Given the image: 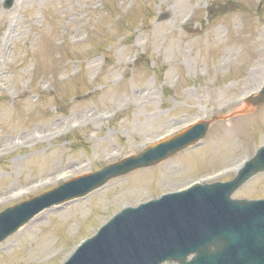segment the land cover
I'll list each match as a JSON object with an SVG mask.
<instances>
[{
  "label": "rangeland",
  "instance_id": "1",
  "mask_svg": "<svg viewBox=\"0 0 264 264\" xmlns=\"http://www.w3.org/2000/svg\"><path fill=\"white\" fill-rule=\"evenodd\" d=\"M233 1L244 9L205 21L212 0H14L10 10L0 0V210L51 188L59 176L45 175L59 164L73 165L69 177L136 153L179 123L242 108L264 82V0ZM249 110L212 124L200 146L45 210L2 243L0 264H58L82 235L71 234L78 220L94 226L236 163L245 146L264 140V105ZM74 129L76 144L59 138ZM247 184L233 196L264 195V174Z\"/></svg>",
  "mask_w": 264,
  "mask_h": 264
},
{
  "label": "water",
  "instance_id": "2",
  "mask_svg": "<svg viewBox=\"0 0 264 264\" xmlns=\"http://www.w3.org/2000/svg\"><path fill=\"white\" fill-rule=\"evenodd\" d=\"M259 101H261V100H258L257 102H259ZM184 144H185V142L180 144V146H183ZM145 155L147 157L148 156H153V157L150 158L153 161H158L160 158L163 157V153H161V152L156 153L154 150L152 152H147ZM138 162L140 164L146 163V161H142L141 158L138 159ZM126 218H127V216L121 217L116 222V224H118V225L122 224L125 221ZM247 230L250 231V232L253 231L252 228L249 227V226H247ZM186 232H187L188 237H189L191 242H196L198 240L199 241L202 240L203 241L202 244H205V245L212 244V246H215L217 249H219L221 245H228V240H227L228 235L227 234L224 236L222 233L216 232L214 238L212 239V238H209L208 236H204V234H202V235L198 234L197 232H195V230L193 228H188L186 230ZM113 233H114V230L111 228V229L107 230V233L105 235L111 236ZM244 234H246V233H244ZM245 237H249V234L245 235ZM198 250L200 251V253H198L199 255L208 254V252H206L207 247H201V248H198ZM219 255H220V253H219ZM183 256L184 255L177 256V259L182 261V257Z\"/></svg>",
  "mask_w": 264,
  "mask_h": 264
}]
</instances>
